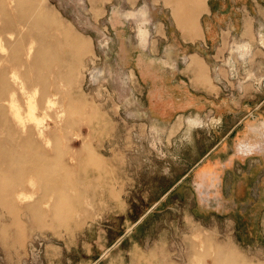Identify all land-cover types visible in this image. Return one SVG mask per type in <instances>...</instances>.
Returning a JSON list of instances; mask_svg holds the SVG:
<instances>
[{
  "label": "rangeland",
  "instance_id": "374dc122",
  "mask_svg": "<svg viewBox=\"0 0 264 264\" xmlns=\"http://www.w3.org/2000/svg\"><path fill=\"white\" fill-rule=\"evenodd\" d=\"M34 1L38 10L22 7L24 32L58 46L36 99L47 94L54 105L43 121L45 152L56 157L47 176H63L65 192L35 176H0L20 183L0 193V264H214L216 251L225 256L218 264H264V0H205L196 67L181 66L188 56L174 48L190 39L175 0ZM44 10L80 40V57ZM198 68L218 111L156 104L165 115L154 114L153 98L170 103V75L195 81ZM221 100L236 113L222 114ZM257 104L262 124L243 131L252 116L241 108ZM16 192L29 198L16 201ZM55 200L63 223L45 205ZM34 205L46 214L39 223L26 211Z\"/></svg>",
  "mask_w": 264,
  "mask_h": 264
},
{
  "label": "bare ground",
  "instance_id": "6f19581e",
  "mask_svg": "<svg viewBox=\"0 0 264 264\" xmlns=\"http://www.w3.org/2000/svg\"><path fill=\"white\" fill-rule=\"evenodd\" d=\"M10 1L16 2V5L8 8L5 0H0V128L9 134L8 139H0V176L5 173L17 177L35 176L45 184L44 188L47 191L60 195L65 192L64 186L60 184L64 177L50 179L47 176L51 175L47 165L56 157L45 152V144H48L50 139L43 129L45 125L43 121L45 122L44 119L49 117L54 105L47 94V99H36V83L44 81L47 74L48 76L53 74L50 62L54 61L49 59L58 46L56 43L41 44V36L24 32L27 27L31 28L26 23V18H23V8L26 4L24 2L29 4H27L28 10L33 12L38 10L34 0ZM175 4L173 14L180 29L185 32L198 29L197 17L206 4L205 0H175ZM42 20L49 23L54 30L64 34L67 42L72 44L74 57L82 55L80 40L63 29L50 11H42ZM35 43L40 44L38 50L35 49ZM196 65L197 62L192 60L190 66L196 67ZM203 78L202 69L198 68L194 79L200 82ZM67 80L69 81L68 77ZM24 158H27V162H24ZM19 184L16 181L11 186H7L2 182L0 193L15 190ZM25 198L27 200L29 197L16 192V201L22 202ZM45 205L52 206L54 216L63 223L66 215L59 201L55 200L51 205L47 202ZM26 211L31 220L38 223L46 215L37 205L29 207ZM224 257L223 253L216 251L214 264H218L219 258Z\"/></svg>",
  "mask_w": 264,
  "mask_h": 264
},
{
  "label": "crops",
  "instance_id": "0c3cea01",
  "mask_svg": "<svg viewBox=\"0 0 264 264\" xmlns=\"http://www.w3.org/2000/svg\"><path fill=\"white\" fill-rule=\"evenodd\" d=\"M199 32L200 31L198 29H196L195 31L193 30V31L188 32V35H190V37H189L190 39H188V40L184 39L180 36V42H179L178 46L174 47L175 49L178 48V52L183 53V57L188 56V59H184V61L181 60V62H183L180 64L181 66H183L184 63L189 65V62L192 59L195 62H197L194 55L197 51H199V47L202 46L199 37H197L200 34ZM191 38H194V39H191ZM187 46H189V47H187ZM188 49H190V50L188 51ZM152 62H154L153 63L154 66L155 65L161 66V65H158V62H162L164 65H167L170 67L174 66L177 63L176 60H170V61L159 60L158 61L156 58H154V60ZM183 72H185V71H183V70L178 71V74L185 75ZM172 75L173 74L170 75L171 77H170L169 81H167L165 84H164V82L167 79V77L165 76L162 79L163 80L162 83L164 84L165 89L172 93V98L170 100V103L169 102L167 103V101H165L164 99H159V100L154 101L155 99L153 98L152 100L154 102L153 101L150 102V107L153 110L154 114L162 116V117H163V115H165L164 113H158L157 114L154 112L155 109L158 107L156 104H160V107H163V108L173 109L174 114L180 113L179 112L180 110L177 111L180 106H182L181 108L183 109L181 111H184V112L193 111V110L198 111V110L202 109L203 107L211 108L213 111H216V112L218 111V109L220 108L219 107L220 105L216 104V102L213 100V98H215V96L211 95V90H210L211 87H209L210 85H208L207 83H204V82L201 83V82H195L194 80L191 81L190 79L188 80V78H186V77H185V80H183V79L175 80L172 77ZM176 81H178L177 85L175 84ZM153 83H154V81L151 79H149V81H147V83H146L147 85H150V89L152 91L155 90V88L153 87ZM179 87H181V88H179ZM178 89L182 90L183 94L181 97H180V95H178V96L175 95V90H178ZM220 103H221V106H223L222 109L227 107L226 108L227 112L232 113V114L236 113L234 111V109L229 107L228 103L225 102L224 100H221ZM226 109H223V111L221 113L222 114L225 113ZM253 109L254 110L251 111L247 106L241 108L242 111H240V112L245 113V111L246 112L248 111L247 112L248 115L252 116L250 118H253L254 115L259 117L256 122H254V119L250 120V118H245L246 119L245 120L246 121L245 126H243V123L240 124V128L244 127L242 129L243 131L249 132L251 130V128L256 126L255 124H257V123H258L257 125L262 124V118H261L262 105L257 104L254 106ZM237 131H239V130H237ZM258 146L260 147V145H258Z\"/></svg>",
  "mask_w": 264,
  "mask_h": 264
}]
</instances>
